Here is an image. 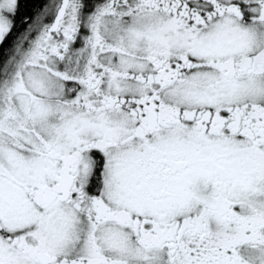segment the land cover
Listing matches in <instances>:
<instances>
[{
  "label": "snow or ice",
  "instance_id": "1",
  "mask_svg": "<svg viewBox=\"0 0 264 264\" xmlns=\"http://www.w3.org/2000/svg\"><path fill=\"white\" fill-rule=\"evenodd\" d=\"M0 264H264V0H0Z\"/></svg>",
  "mask_w": 264,
  "mask_h": 264
}]
</instances>
